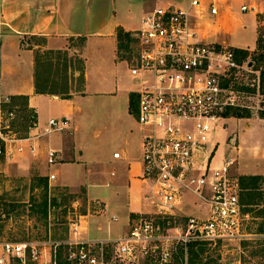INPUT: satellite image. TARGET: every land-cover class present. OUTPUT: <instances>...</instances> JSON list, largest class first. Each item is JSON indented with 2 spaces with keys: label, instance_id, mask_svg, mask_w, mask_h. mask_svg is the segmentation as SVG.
Listing matches in <instances>:
<instances>
[{
  "label": "built area",
  "instance_id": "2783aa9c",
  "mask_svg": "<svg viewBox=\"0 0 264 264\" xmlns=\"http://www.w3.org/2000/svg\"><path fill=\"white\" fill-rule=\"evenodd\" d=\"M257 1L242 4L241 12L263 14ZM218 4L219 0H188L187 5L157 6L133 33L137 52L129 71L136 86V118L145 130L141 179L147 188L144 198L154 213L136 214L131 234L114 239L82 238L80 221L71 224L64 242L65 264H137L139 246L146 253L155 251L146 246L159 237L160 227L151 219L175 217L189 196L200 204L201 213L190 218L179 236L186 254L189 242L216 244L252 237L247 231L252 216L241 201L240 177L231 172L232 159L214 164L217 142L212 136L220 122L225 127L229 109L254 108V100L260 98V77L252 76L249 58L239 61L236 47L209 40L203 33V27L215 24ZM244 87H256V93ZM10 102V96L0 97V156L6 159L22 154L24 142L67 130L65 119L51 118L44 132L18 136L11 123L16 113L3 108ZM35 127L34 122L30 129ZM30 149L34 152L35 146ZM48 155L49 164H55L57 151L50 149ZM120 155L116 152L114 157ZM48 179L54 181L56 175ZM62 246L52 239L0 240V264H60ZM171 256L169 250L163 251L159 261L167 263Z\"/></svg>",
  "mask_w": 264,
  "mask_h": 264
},
{
  "label": "crops",
  "instance_id": "0c3cea01",
  "mask_svg": "<svg viewBox=\"0 0 264 264\" xmlns=\"http://www.w3.org/2000/svg\"><path fill=\"white\" fill-rule=\"evenodd\" d=\"M137 1L0 0V97H27L26 108L36 115L32 134L44 132L51 118L67 121L65 132L24 142L25 150L19 157L31 172L47 178L55 174L54 181L84 187L90 200L99 202L96 219L88 218L85 226L80 221V234L86 239L117 238L130 217L147 206V188L141 179L145 130L136 112L130 111L134 88L129 84V66L119 58L117 45L118 29L138 30L145 14L154 8L152 0H142L150 4L138 20ZM257 2L260 8L264 6V2ZM244 3L254 0H219L220 14L212 19L213 26L217 42L227 44L221 37L227 34L230 39L238 28L246 27L252 14L255 38L252 45L241 48L255 51L259 37L257 13L241 12ZM35 37H43L47 43L32 47L27 39ZM71 38L87 41L83 90L68 96L38 93L34 49L63 48ZM223 122L228 130L222 148L221 142L217 143L214 164L232 159L234 175L264 176V116L228 117ZM97 123L102 124L101 130L89 134ZM30 145L35 146L34 152ZM50 149L57 151V161L51 165ZM116 152H120V158L114 157Z\"/></svg>",
  "mask_w": 264,
  "mask_h": 264
},
{
  "label": "rangeland",
  "instance_id": "374dc122",
  "mask_svg": "<svg viewBox=\"0 0 264 264\" xmlns=\"http://www.w3.org/2000/svg\"><path fill=\"white\" fill-rule=\"evenodd\" d=\"M151 2V0H149ZM139 2L138 8L135 10L137 19H142L145 13V7L150 3H145L142 0ZM264 2V1H263ZM154 8L168 3H178L187 5L188 0H152ZM260 9H264V6ZM253 15H249L246 27L238 28L230 39L229 35H223L221 41H226L227 45L234 47H247L252 45L255 33ZM257 19L259 22V35L264 37V13H258ZM250 21V22H249ZM250 24V25H249ZM137 23L134 27H136ZM214 24H207L203 27V33L209 36V40H217V29ZM262 30V33L260 32ZM134 36L135 31H128ZM258 35V36H259ZM134 38V37H133ZM28 43L34 45H45L47 39L35 37L27 39ZM87 41L86 38H71L67 41L65 47L59 49H34L36 70L35 75L39 80L49 78L50 86L57 89L62 96H68L71 92H80L83 90L84 81V57L83 51ZM119 58L125 60L128 66L137 52V41L134 38L128 45L125 41L121 48L118 41ZM253 52V51H251ZM257 66V64H256ZM255 78L260 77V70L253 67ZM129 74V84L135 89V83L132 75ZM45 83V82H44ZM68 90V92H67ZM260 98L254 100V108L248 109L253 115H263L264 113V94L260 92ZM11 103V102H10ZM20 107V106H19ZM18 118V115H15ZM236 117L231 116L229 118ZM239 118V117H236ZM234 122V121H232ZM219 124L217 133L212 136L213 142H221L220 148L224 145V138L227 133V128L221 127ZM102 124L97 123L93 128L89 129V134L97 133L101 130ZM25 131L18 133L22 136L29 135ZM230 145V144H229ZM225 148V147H224ZM216 154V153H215ZM215 156V155H214ZM237 158V156L235 155ZM247 163V162H246ZM234 164L231 166V172L234 173ZM264 190V183H262ZM200 204L196 203L192 197H186V200L181 205L175 217L151 219L156 226L160 227L157 239L149 240L146 244L148 250L154 248L155 251L143 252V247L139 246V260L137 264H161V254L163 251L169 250L172 254L171 261L163 264H181L178 256L181 243L179 236L186 232L189 220L192 216H199L201 213ZM263 207L255 208V212L264 210ZM100 204L94 200H90L87 191L84 187L62 185L59 181L50 183L46 176L33 173L25 167V161L21 160L19 154H16L11 159L7 160L4 156H0V240L23 241L28 239L49 240L62 243L59 250V262L65 264L67 249L64 247V242L69 239L71 224L75 222L95 218L99 215ZM141 210V207L138 209ZM141 212V211H139ZM144 214H153L151 204L147 202L144 207ZM249 213V212H248ZM118 214V213H117ZM135 213L130 217L129 224L125 231L117 236V238L127 237L133 229V220L138 217ZM252 219L247 222V231L252 234V237L247 239H237L232 241H220L216 244H211L208 247V252L203 256L204 261L214 260L217 264V259L220 264H246L245 259L248 258L251 245L245 242H256L258 239H263L264 234H258V228L264 218L255 219L252 213H249ZM264 214V211H263ZM88 215L89 217L85 216ZM83 216V217H82ZM134 218V219H133ZM133 219V220H132ZM180 231V233L177 232ZM83 232L84 229H83ZM84 234V233H83ZM249 264H264L262 256L255 257ZM185 263H189L188 255L185 258Z\"/></svg>",
  "mask_w": 264,
  "mask_h": 264
},
{
  "label": "trees",
  "instance_id": "16d2710c",
  "mask_svg": "<svg viewBox=\"0 0 264 264\" xmlns=\"http://www.w3.org/2000/svg\"><path fill=\"white\" fill-rule=\"evenodd\" d=\"M262 33V30L260 31ZM118 41L121 46H123L124 42L126 41L128 45L134 39L132 34L128 31H125L122 28H119L117 31ZM235 51L238 55L239 61H246L248 58L250 59V65L255 67L256 70H260V91L264 94V37L263 34H260L257 40V50L251 52L249 49L243 48H235ZM257 64V66H256ZM50 79L46 78L43 80H39L37 75L35 76V86L36 91L42 94H57L62 95L66 92H59L57 89L50 86ZM45 82V83H44ZM247 92L256 93V87H244ZM68 92V90H67ZM62 93V94H61ZM27 97L25 96H15L11 98V103L5 104L4 109L6 112L14 111L18 118H15L11 121L12 129L17 133H22L25 131L27 134L30 130V127L33 126V123L36 120V115L34 112L30 111L26 108ZM20 106V107H19ZM130 111L131 113H135L137 111V97L135 93L131 94L130 97ZM225 115L227 117L236 116L239 118L242 117H251V113L248 109H241V108H233L229 109ZM264 116V113L263 115ZM22 135L26 137L27 134ZM48 179V178H47ZM241 185H242V193H241V201L242 204L245 206V212L252 213L255 211L256 206L264 208V190L262 188V183H264V176L261 175H251V176H242L240 177ZM49 181V179H48ZM262 208V209H263ZM264 210H259V213L255 212L253 217L255 219L264 218L263 214ZM258 234H264V222H261L259 225ZM251 245L252 249L249 251L248 258L245 259V263H251L255 257L262 256L264 258V238L258 239L256 242H245L244 247ZM211 245L210 242L207 241H196V242H189L187 246V254L185 253V247L180 245L178 256L180 257L181 264H185V258L188 255L189 263L190 264H216L213 263L214 260H210L207 262L204 261V254L208 252V247ZM217 264H220L217 259ZM260 264V263H258Z\"/></svg>",
  "mask_w": 264,
  "mask_h": 264
}]
</instances>
